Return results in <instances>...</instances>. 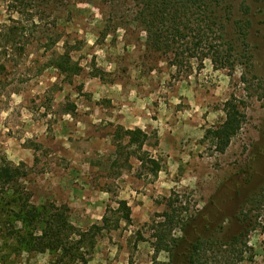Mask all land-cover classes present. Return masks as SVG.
Segmentation results:
<instances>
[{"label": "rangeland", "instance_id": "374dc122", "mask_svg": "<svg viewBox=\"0 0 264 264\" xmlns=\"http://www.w3.org/2000/svg\"><path fill=\"white\" fill-rule=\"evenodd\" d=\"M144 4L0 0V165L23 169L29 203L67 206L81 232H95L107 218L94 249H82L88 264L168 262L167 253H155L154 236L172 211L184 225L175 237L213 236L220 244L240 236L250 248L243 264H264V205L252 199L264 186V0L221 3L224 36L209 40L233 52L217 64L200 59L213 52L207 42L199 59L149 46ZM65 51L82 69L72 78L47 67ZM231 96L245 102L246 120L219 153L204 136L225 120ZM71 106L74 114L66 112ZM118 127L147 132L143 151L127 148V139L117 148ZM149 160L162 165L158 175ZM16 201L0 193V264L55 262L49 252L19 246ZM120 202L131 223L120 219ZM249 210L259 226L248 232L234 217ZM63 263L71 260L56 264Z\"/></svg>", "mask_w": 264, "mask_h": 264}, {"label": "trees", "instance_id": "16d2710c", "mask_svg": "<svg viewBox=\"0 0 264 264\" xmlns=\"http://www.w3.org/2000/svg\"><path fill=\"white\" fill-rule=\"evenodd\" d=\"M145 9L141 13L145 31L148 33L149 46L157 51L174 53L176 59H180L186 53L192 58L199 59L198 51L203 43H210L209 51L211 55L201 54L200 59L209 58L217 64L231 60L233 47L229 46L224 51L218 49L209 39L215 40L216 33L220 39L224 36V19L217 15V10L224 0H143ZM247 1V0H243ZM214 37H211V36ZM210 37V38H209ZM181 60L176 62L181 64ZM174 64V65H177ZM226 67V64H221ZM47 67L57 70L65 78H72L79 75L81 67L75 62L70 51L63 54L53 55L48 60ZM97 77L101 75L95 74ZM102 78V77H101ZM245 102L236 97L231 98L224 104L225 120L207 130L204 138L210 140L219 153H224L231 144V141L240 133L246 120ZM75 106L66 110L68 114H74ZM127 139V148L135 147L143 151L148 143L150 135L141 129L126 130L118 127L113 142L117 148H121L122 142ZM147 152L139 156V161L146 163ZM150 171L156 176L162 171V165L156 160H149ZM27 173L8 163L0 165V193L12 194L17 198V221L22 225V230L17 232V242L19 246L25 247L30 252H49L56 264L64 262L66 258L73 264L79 260L83 264H88L86 255L82 249L89 247L94 249L95 236L108 229V220L103 218V226H96L95 232H81L69 221L70 209L67 206H56L55 204H45L36 207L29 203L31 195L21 188V180ZM253 203L264 205V186L253 196ZM123 215L121 220L131 223V211L126 202H120ZM172 207V205H171ZM243 212V211H242ZM251 211L241 216H235L244 229L249 231L257 230L259 224L253 223L250 218ZM163 217L165 221L157 226L155 234L156 243L154 250L156 254L165 252L169 255L168 262H159L155 257L153 264H243L244 254L250 251L246 241L240 236H233L228 242L218 244L213 236L207 238H197L189 241L186 237H175L173 230L180 227L184 231V225L180 220H176L175 211L166 212ZM182 225V226H181ZM118 228V226H116ZM264 230V228H262ZM25 232L26 235L21 233ZM37 233V235H36ZM215 255V256H213Z\"/></svg>", "mask_w": 264, "mask_h": 264}]
</instances>
